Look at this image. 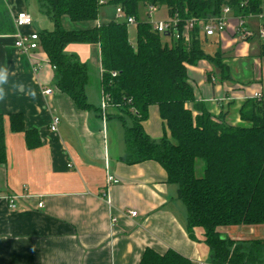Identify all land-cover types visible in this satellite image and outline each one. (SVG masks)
Listing matches in <instances>:
<instances>
[{"label": "crops", "instance_id": "1", "mask_svg": "<svg viewBox=\"0 0 264 264\" xmlns=\"http://www.w3.org/2000/svg\"><path fill=\"white\" fill-rule=\"evenodd\" d=\"M4 1L11 15L29 13V0ZM106 22L101 18L77 24L65 18L63 24L80 30ZM234 25L221 36L203 39L208 53L221 50L230 78L223 80L216 67L203 62L190 67L189 79L197 100L211 115L224 114L235 127L249 126L240 115L244 104L261 100L264 111V41H242L234 34ZM249 25L257 30L261 22L250 20ZM25 31L41 32L34 22ZM14 44L12 35L0 36V68L8 70L7 82L0 85L5 94L0 115L5 119L7 158L0 164V264H141L147 250L158 255L173 251L192 264H211L206 235L200 229L194 232L196 239L190 235L187 208L163 166L154 161H124L128 154L125 124L132 126V119L109 104L103 116L100 104L106 97L100 46L88 45L90 58L85 61L95 72L89 69L86 94L93 107L100 108L98 112L79 110L57 88L42 48L29 57ZM132 45L135 48L137 43ZM71 47L66 53L76 55L72 52L77 48ZM35 58L42 62L39 74L33 71ZM47 89L51 95L44 94ZM12 114H22L25 128L38 131L40 147L30 148L25 133L12 132ZM55 116L60 123L52 132ZM144 129L155 142L170 138L157 106L151 107ZM200 168L203 175V163ZM109 175L120 183L110 185ZM7 199L15 201L16 209H10ZM130 211L138 216L132 217ZM113 217L118 219L116 224ZM219 230L236 241L264 238L263 225Z\"/></svg>", "mask_w": 264, "mask_h": 264}, {"label": "trees", "instance_id": "2", "mask_svg": "<svg viewBox=\"0 0 264 264\" xmlns=\"http://www.w3.org/2000/svg\"><path fill=\"white\" fill-rule=\"evenodd\" d=\"M54 29L39 32L43 51L54 70L57 88L74 101L81 111L95 110L86 87L88 65L76 55L66 53L73 44L99 45L103 68V92L109 106L132 119L125 124L127 164L158 162L166 170L168 182L178 186L179 199L187 208L188 230H203L210 249L211 264H264V238L236 241L221 234L220 228L264 226V111L261 100L246 102L241 119L249 126H232L224 114L211 115L196 98L189 79L190 67L200 61L212 63L222 79H229V67L218 50L214 55L203 48L200 26L190 43L165 42V37L142 19V8L164 9L171 17L206 20L220 17L229 7L234 16L264 13V0H38ZM122 7L137 18V46L131 43L129 26L114 19L94 28L69 30L72 23H94L102 18V8ZM16 33L13 16L0 0V36ZM116 74V76H113ZM157 106L167 123L170 138L154 141L144 122L151 107ZM120 119L125 122L122 116ZM12 132H23L30 148L40 147L39 133L25 128L22 114L10 116ZM5 119L0 115V164L6 162ZM204 164L203 175L197 163ZM141 264H192L176 252L158 255L147 250Z\"/></svg>", "mask_w": 264, "mask_h": 264}, {"label": "built area", "instance_id": "3", "mask_svg": "<svg viewBox=\"0 0 264 264\" xmlns=\"http://www.w3.org/2000/svg\"><path fill=\"white\" fill-rule=\"evenodd\" d=\"M100 4H107V0H100ZM115 20L118 22H126L128 26H136L137 27V18L133 16H129L126 11L118 6L115 7ZM147 14L146 19L148 23L152 24L153 30L165 37V39L173 42V41H184L190 43L192 40V33L196 26H200L202 30V34L208 37L221 36L225 31L230 29L232 24L234 23V34L238 36L242 41L249 42L251 39L259 38L264 41V13L259 15H250L248 17L234 16L232 10L229 7H225L223 9L222 15L220 17H209L206 20H199L196 18L187 19L185 21H181L180 18L171 17L167 14L164 19H154L155 14L161 12L157 7L150 6L146 8ZM13 16V22L16 29V33L12 35L14 38V46L17 51L21 55L32 56L38 52L39 49L42 48L39 33H28L24 32L23 29L26 27H31L33 25V18L31 14L26 11H22L21 13H17ZM250 20H258L261 22V25L257 30L250 27ZM32 67L35 74H39V70L42 68V62L37 60V58L32 59ZM116 76V74H113ZM44 94L51 95L52 90H45ZM256 98H261L260 94L255 95ZM108 105V101L105 99V103L103 105L102 111L103 116H106V107ZM60 123V117L55 116L51 123V131L55 132L58 130V125ZM107 182L110 185L119 184V180L112 175H109L107 178ZM9 200L10 209H16V204L13 199ZM108 205L112 207V203L108 201ZM43 205H40L42 208ZM132 217H137V211H130L129 213ZM117 217L112 218V224H116Z\"/></svg>", "mask_w": 264, "mask_h": 264}, {"label": "rangeland", "instance_id": "4", "mask_svg": "<svg viewBox=\"0 0 264 264\" xmlns=\"http://www.w3.org/2000/svg\"><path fill=\"white\" fill-rule=\"evenodd\" d=\"M101 11H102V19L104 21H108V20L114 19L116 11H115V9L113 7H111V6L103 7ZM147 11L148 10L146 8H142V12H143L142 15L144 16V18H145L146 14H147ZM28 12H29V14H31V16L33 18L34 27L38 28L39 31H47V30L51 31V29L54 28L53 25H52L53 22H52L51 17L48 14L44 13V11L40 7V3H39L38 0H29ZM165 15H167V11L164 9L163 11L158 12L157 14H155L154 19H156V18H160V19L162 18L163 19V18H165ZM23 31L27 32V31H25V28L23 29ZM129 35H130L132 43L136 44L137 43V32H136V27L135 26H130L129 27ZM166 41H168V40L165 39V42ZM169 43L173 45V42L169 41ZM88 47L89 46L87 44H81V43L80 44H73L71 48L72 49L73 48L74 49L77 48V49H76V51H74L72 53H75L76 55H78L79 58L82 60V62L83 61L85 62V61H87L90 58L89 54L87 53L88 50H89ZM79 50H82L83 52H85L86 55L82 51H79ZM215 53H216V51L213 52V55ZM203 62L215 67L214 64H212L210 62L208 63L207 61H200L198 63V65H200V63H203ZM89 69H90V71L93 74H95V72L92 71L94 69H92L90 66H89ZM100 106L101 107L103 106V101L100 104ZM201 163H202V161H200V160L197 163L198 164L197 165V168H198L197 169V174H198V176H200V174H201V168H200ZM237 241H243V240H237Z\"/></svg>", "mask_w": 264, "mask_h": 264}, {"label": "clouds", "instance_id": "5", "mask_svg": "<svg viewBox=\"0 0 264 264\" xmlns=\"http://www.w3.org/2000/svg\"><path fill=\"white\" fill-rule=\"evenodd\" d=\"M8 80V70L7 68H0V85L5 84ZM5 98L3 88H0V100Z\"/></svg>", "mask_w": 264, "mask_h": 264}]
</instances>
